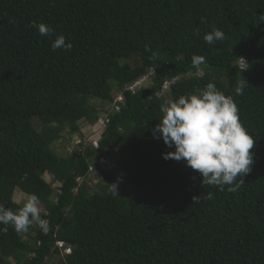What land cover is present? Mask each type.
I'll list each match as a JSON object with an SVG mask.
<instances>
[{"label": "trees", "instance_id": "obj_1", "mask_svg": "<svg viewBox=\"0 0 264 264\" xmlns=\"http://www.w3.org/2000/svg\"><path fill=\"white\" fill-rule=\"evenodd\" d=\"M40 23L54 35H39ZM214 28L225 38L208 44L203 37ZM55 35L71 48L53 50ZM194 55L206 60L198 69ZM143 76L135 92L126 89ZM208 82L233 98L255 139L236 192L202 185L184 161L164 159L173 149L153 136L169 102ZM114 93L123 95L119 111L106 106ZM90 99L105 104L108 123L85 139L78 121L94 125L99 113ZM64 131L67 145L74 135L82 142L59 154L51 144ZM95 175L104 179L89 194ZM16 188L38 196L48 230L32 225L26 240L8 225L0 264L13 256L46 264L61 254L57 241L71 252L56 264H264V0H0V205L13 212L22 207Z\"/></svg>", "mask_w": 264, "mask_h": 264}, {"label": "clouds", "instance_id": "obj_2", "mask_svg": "<svg viewBox=\"0 0 264 264\" xmlns=\"http://www.w3.org/2000/svg\"><path fill=\"white\" fill-rule=\"evenodd\" d=\"M33 26L41 36L54 35V30L43 23ZM224 38V32L215 28L203 37L208 44ZM51 48L70 49L71 43L63 35H55ZM242 60L246 65L243 58ZM205 63L202 55L192 57L194 68L198 69ZM244 69L246 67L241 70ZM245 87L246 81L242 78L234 91L237 95H242ZM116 94L113 95L114 102ZM119 103H123V100L117 102L118 105ZM111 108L113 104L110 105L109 109ZM162 111L160 122L153 129V136L162 139L167 147L173 149L162 153L163 158L184 161L188 167L200 174L202 185L216 186L221 191L227 185V191H238L245 183L243 176L250 171L253 163L250 150L254 147L255 139L241 124L238 107L233 98L218 90L213 82H208L203 89L181 95L169 102ZM100 112L108 116L104 109ZM102 117L103 115H98L94 125L87 123L90 126L88 132L95 127L92 135L98 133L97 123ZM83 135L86 133L83 132ZM110 185L109 191L117 194V185ZM204 198L212 199L213 193L209 192ZM200 199L201 196L193 197L194 202H199ZM0 225H4L0 228L3 232L8 230V225L17 233L27 232L32 225H37L44 232L48 230V221L41 218L39 198L35 194L29 195L17 212L0 205Z\"/></svg>", "mask_w": 264, "mask_h": 264}, {"label": "rangeland", "instance_id": "obj_3", "mask_svg": "<svg viewBox=\"0 0 264 264\" xmlns=\"http://www.w3.org/2000/svg\"><path fill=\"white\" fill-rule=\"evenodd\" d=\"M124 62H125V61H124ZM127 62H129V63H131V64L133 63L132 60H128ZM238 64L241 65V66H244L243 61H239ZM194 74H196V75H202V74H203V69H199L196 73H193V74H192V73H190V74L188 73L187 76H191V75H194ZM146 86H147V84H146ZM113 95H114V94H113ZM165 97H168V95L165 94ZM89 103L92 104V105H94V106L98 109V111H99L98 115H99V116H100V115L105 116L104 113H101V112H100V111H102V109L104 108L105 104H102L101 102H99V101L96 100V99H90V100H89ZM100 106H101V107H100ZM106 106H107L108 108H110V105H106ZM87 123H90V122H87V121L84 120V119L78 121V125H79L80 130H82V131H81L82 134H83V132L86 133V135H83L84 138H85V136H86V138H89L90 136H92V133H93L94 130H95V127H93V128H92V131L88 132L87 129H88L90 126H88ZM33 124H34L35 128H36L39 132H41V131H45V130L47 129V128H46V125L43 123V121H42L39 117H34V118H33ZM90 124H91V123H90ZM51 126H53V125H51ZM65 135H66V132H65V131L62 132L60 139L54 141V142L51 144L52 149H53L55 152L59 153V154L62 153V151H63L64 149H66V150H72L71 147H72L74 144H77L78 140L80 139L78 135H74V136H73V139H72V142H69L70 144L67 145L66 143L68 142V140H67V137H66ZM113 156H114V157H111V156H110V159L107 160L109 163H110L111 161L114 162V161L117 159V154H116V153L113 154ZM114 173H115V178H116L117 180H119V181L121 182V184H124V185H126V186L129 184V182H128L126 176H125V173H124L121 169H118V168L115 169V170H114ZM43 178H44L45 181H47V182L53 187V189H54V194H58V193H59V186H60V183L57 182V181H55V180L53 179V177H52L49 173H47V172L44 173ZM103 179H104V177L101 176V175L90 176L89 179H87V183H86V184H87L88 189H89V190H88V191H89V194H91L93 191H95V189H96V185H95V184H97L98 180H103ZM117 187L120 188V185H117ZM28 196H29V195H27V194L21 192L19 189L16 188V189L14 190V193H13V200H14L16 203H18L20 206H23V203H24V201L26 200V198H27ZM39 208H40V211L43 212V206H42L40 203H39ZM34 234H35V231H33L32 229H30V230L28 229L27 232H23V233H22V237H23V239H26V240H27V239H29L30 237L34 236ZM64 254H65V253L62 251L60 255H59V254H55V255H53L52 257H50V258H48V259L46 260V264H56V263H58L59 261L63 260V255H64ZM17 260H18V258L13 256L12 258L9 259V264H18V263H17Z\"/></svg>", "mask_w": 264, "mask_h": 264}, {"label": "built area", "instance_id": "obj_4", "mask_svg": "<svg viewBox=\"0 0 264 264\" xmlns=\"http://www.w3.org/2000/svg\"><path fill=\"white\" fill-rule=\"evenodd\" d=\"M147 78V76H143L142 78H140L139 80L133 82L132 84L127 85L126 89L129 90L130 92H135L137 90L138 87H140L142 85V83L145 81V79ZM171 82H165L163 84V88L167 89L169 87V84ZM123 100V95L121 93L116 94L115 97V102L113 103V108L115 110H119V105L117 104V102L122 101ZM108 122V118L107 115L103 116L101 119H99L97 125H98V132H101V130H103V128H105L106 124ZM87 139V138H86ZM90 139V138H88ZM82 142V139H79L77 144L74 145H79ZM72 148V147H71ZM71 151V150H70ZM105 160L104 159H100V163L102 165V163H104ZM56 245L58 246V248L60 249V251L64 252L65 254H69L71 252V247L69 245H67L65 242L63 241H57Z\"/></svg>", "mask_w": 264, "mask_h": 264}]
</instances>
